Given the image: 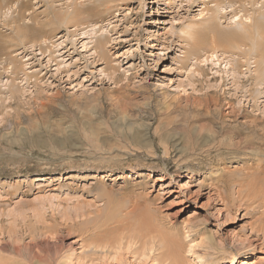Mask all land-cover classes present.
<instances>
[{
	"label": "rangeland",
	"instance_id": "obj_1",
	"mask_svg": "<svg viewBox=\"0 0 264 264\" xmlns=\"http://www.w3.org/2000/svg\"><path fill=\"white\" fill-rule=\"evenodd\" d=\"M0 1L1 263L264 264V0Z\"/></svg>",
	"mask_w": 264,
	"mask_h": 264
},
{
	"label": "bare ground",
	"instance_id": "obj_2",
	"mask_svg": "<svg viewBox=\"0 0 264 264\" xmlns=\"http://www.w3.org/2000/svg\"><path fill=\"white\" fill-rule=\"evenodd\" d=\"M16 2H18V14L20 16V19H22L25 13L29 10L28 9L29 5L25 1H20V0H7L5 3L8 6L9 4L12 3L13 5ZM2 8H3V5H2V2L0 1V9ZM80 12L81 10L79 9L75 10L76 14H80ZM55 15L58 16V13H56ZM58 20H61V18H58ZM42 26L44 25H39V24L37 25L35 24L34 26L21 25L18 22V24L16 25V35L18 37L38 35L39 31H41L42 29ZM3 50L4 48L2 47V45H0V52ZM214 132L211 133L212 134L211 136L215 134ZM191 138L192 137H190L189 139V143L192 146H194ZM190 165L198 167V168L204 167V163L203 164L202 163H199V164L191 163ZM263 168H261L259 172H254V174H251V175L246 174L247 176L245 177L240 176V177L230 178L229 176L228 181L226 179H223L221 176L219 179L221 181V184L220 185L216 184V186L218 187L215 189L217 190V193L220 196V198L223 200L224 206L228 210V212H232L233 207L237 205L238 207L245 206L246 209H250L252 211H255L257 214H259L258 219L255 218L257 221H259V224L258 222L256 223L258 224V226H255L257 227L255 232L257 233L258 237H261V236L264 237V172L262 171ZM188 171L190 170L188 169ZM232 188H233V191H232ZM230 190L231 192L228 193ZM260 231L262 232V234L258 233ZM247 250L248 251L243 253L244 258L248 257L247 253H249L250 255L255 254V245L254 247L249 248ZM233 259L234 258H231V260ZM0 264H4V263L0 262ZM178 264H180V262Z\"/></svg>",
	"mask_w": 264,
	"mask_h": 264
}]
</instances>
